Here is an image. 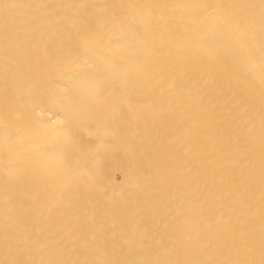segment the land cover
Returning a JSON list of instances; mask_svg holds the SVG:
<instances>
[{
	"label": "bare ground",
	"instance_id": "6f19581e",
	"mask_svg": "<svg viewBox=\"0 0 264 264\" xmlns=\"http://www.w3.org/2000/svg\"><path fill=\"white\" fill-rule=\"evenodd\" d=\"M0 264H264V0H0Z\"/></svg>",
	"mask_w": 264,
	"mask_h": 264
}]
</instances>
